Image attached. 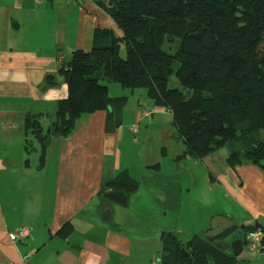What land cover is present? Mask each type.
<instances>
[{"label":"crops","instance_id":"obj_1","mask_svg":"<svg viewBox=\"0 0 264 264\" xmlns=\"http://www.w3.org/2000/svg\"><path fill=\"white\" fill-rule=\"evenodd\" d=\"M108 1L0 0V264H151L161 255V232L188 240L229 227H264V171L248 164L230 168L229 146L202 160L177 159L183 147L170 152L168 140L178 139L162 127V140L135 151L126 141L133 120L139 126L149 117L153 124L171 117L159 107L141 110L142 92L136 91L127 129L123 111L114 131L106 111L84 116L69 137L52 139L37 169L38 153L24 150L23 119L52 112L67 98L64 82L43 89V79L74 51L90 50L96 29L120 35L99 6ZM121 171L139 182L138 190L125 206L101 202V184ZM67 224L71 231L63 239L57 233ZM22 228L29 235L10 241L8 235ZM243 237L234 231L223 249L231 253V243ZM237 264H264V247L253 252L245 245Z\"/></svg>","mask_w":264,"mask_h":264},{"label":"trees","instance_id":"obj_2","mask_svg":"<svg viewBox=\"0 0 264 264\" xmlns=\"http://www.w3.org/2000/svg\"><path fill=\"white\" fill-rule=\"evenodd\" d=\"M99 6L120 35L96 29L90 50L74 51L43 79V89L64 82L67 98L56 101L52 112L23 119L24 150L38 153L37 169L52 139L69 137L84 116L106 111L110 129L120 126L127 96L110 97L100 84L105 81L123 90L142 88L156 107L169 111L183 146L177 159L202 160L229 146L230 168L248 164L264 171V0H109ZM174 38L179 42L170 54L162 46ZM171 76L184 90L168 87ZM138 188L121 171L97 195L105 204L125 206ZM254 229L229 227L188 240L161 232L159 264H237L245 235ZM236 230L244 237L225 253L221 243ZM70 231L67 224L57 235L65 239Z\"/></svg>","mask_w":264,"mask_h":264},{"label":"rangeland","instance_id":"obj_3","mask_svg":"<svg viewBox=\"0 0 264 264\" xmlns=\"http://www.w3.org/2000/svg\"><path fill=\"white\" fill-rule=\"evenodd\" d=\"M179 42V38H174L173 41L168 42L167 40L164 41L162 49L170 54H174L176 51V47L178 45ZM121 57L125 56V51H124V47L121 46V52H120ZM101 85H106L107 88L109 85H113L114 87H116V89H118V91H114L113 89H110V93L109 95L111 97H117V96H121V95H126L127 96V100L124 106V110H123V120H122V125L127 129V127H129L135 120H133L134 118V113L137 110L136 106H133L132 103L134 101L135 105H136V101H137V94L136 91L138 92H142V100L144 101V104L142 105V107L140 108L141 110H145V111H151L153 108H157L154 104L153 101L148 98L146 96V92L144 89L139 88V89H135L132 95L130 94L129 90H123L118 84L116 83H108L105 81H101L100 82ZM168 87L169 88H179V89H183L182 86L179 84V82L174 78V76H171L168 80ZM184 90V89H183ZM131 96V97H130ZM144 96V98H143ZM161 109V108H159ZM151 113V112H150ZM145 119V118H142ZM131 120H133L131 122ZM129 121L131 122L129 124ZM154 123V122H153ZM151 123V119L150 117L145 119V121L141 122V124H139V131L140 134L138 135V137L136 138V140L134 139L136 136L135 135H130L126 134V141L135 148V151L137 153L142 152L143 150H145L147 147H152L153 144L155 143V141L158 140H162L163 138L161 137L162 129L164 128L165 132L167 131H171L173 134H175L174 128L172 126V118L170 116H167L165 114L164 118H161L159 123L155 124ZM129 124V126H128ZM123 127V128H124ZM149 128V130H146V128ZM163 127V128H162ZM128 131V130H127ZM148 131H151V133L146 134ZM143 141V142H142ZM169 143V150L170 152H174V151H178L179 147H183L181 142L179 140H168ZM137 146H133L136 145ZM232 145L234 146V150L237 149L238 145H236L235 143H232ZM166 146V145H164ZM223 149V148H222ZM158 152V149H156V153ZM225 152V149L222 150V153ZM136 155V153L132 154V157L134 158ZM157 171V170H155ZM159 173V172H158ZM173 173V171H169L167 174ZM168 191H170L169 187H166ZM213 194V193H212ZM211 194V195H212ZM135 207H131V211H134ZM223 251L225 253H228L229 251L227 250V248H224ZM245 253V251L243 252ZM158 258H154L152 262H158Z\"/></svg>","mask_w":264,"mask_h":264},{"label":"built area","instance_id":"obj_4","mask_svg":"<svg viewBox=\"0 0 264 264\" xmlns=\"http://www.w3.org/2000/svg\"><path fill=\"white\" fill-rule=\"evenodd\" d=\"M37 1L44 2L46 0H37ZM146 115L149 114L143 113V117ZM129 132L132 135H137L139 132L138 124L132 123L129 127ZM253 227L255 229L245 235V241H246V246L250 251L257 252L263 248L261 242L264 237V227L258 224H255ZM29 232L30 230L28 228H22L13 233H10L8 235V238L12 242L21 241L22 239L26 238L29 235ZM20 264H29V263L25 260L22 261ZM151 264H159V263L154 261Z\"/></svg>","mask_w":264,"mask_h":264},{"label":"water","instance_id":"obj_5","mask_svg":"<svg viewBox=\"0 0 264 264\" xmlns=\"http://www.w3.org/2000/svg\"><path fill=\"white\" fill-rule=\"evenodd\" d=\"M108 4H110V2Z\"/></svg>","mask_w":264,"mask_h":264}]
</instances>
